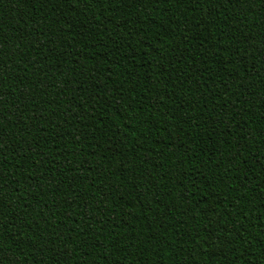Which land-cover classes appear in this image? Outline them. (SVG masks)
<instances>
[{"label": "trees", "instance_id": "obj_1", "mask_svg": "<svg viewBox=\"0 0 264 264\" xmlns=\"http://www.w3.org/2000/svg\"><path fill=\"white\" fill-rule=\"evenodd\" d=\"M0 137L18 264H264V0H0Z\"/></svg>", "mask_w": 264, "mask_h": 264}, {"label": "snow or ice", "instance_id": "obj_2", "mask_svg": "<svg viewBox=\"0 0 264 264\" xmlns=\"http://www.w3.org/2000/svg\"><path fill=\"white\" fill-rule=\"evenodd\" d=\"M85 4V7H87L88 4L92 2V0H81ZM133 3L137 2V0H132ZM152 2H159V0H152ZM228 3H250L255 2V0H227ZM196 9H193V12H195ZM3 138L0 137V142H2ZM0 155H3L2 150H0ZM199 207V205H197ZM209 212L214 211V209H208ZM186 214V213H185ZM55 255V254H53ZM0 264H18V261L10 254L7 253V251L0 247ZM55 264H59V261L56 260Z\"/></svg>", "mask_w": 264, "mask_h": 264}]
</instances>
